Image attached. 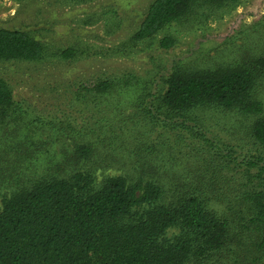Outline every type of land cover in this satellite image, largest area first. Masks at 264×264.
Segmentation results:
<instances>
[{
  "label": "trees",
  "instance_id": "16d2710c",
  "mask_svg": "<svg viewBox=\"0 0 264 264\" xmlns=\"http://www.w3.org/2000/svg\"><path fill=\"white\" fill-rule=\"evenodd\" d=\"M237 1L155 0L134 39ZM44 52L0 29V61ZM119 87L96 83L89 122H61L71 146L45 161L46 142L11 136L26 114L0 79V264H264V55L177 66L157 93L123 86L126 106Z\"/></svg>",
  "mask_w": 264,
  "mask_h": 264
},
{
  "label": "rangeland",
  "instance_id": "374dc122",
  "mask_svg": "<svg viewBox=\"0 0 264 264\" xmlns=\"http://www.w3.org/2000/svg\"><path fill=\"white\" fill-rule=\"evenodd\" d=\"M154 1L0 2V29L27 32L45 49L44 56L36 61H0V79L9 84L16 105L26 114L17 123L22 127L20 132L16 136L9 132L15 141L25 135L42 140L46 142L45 161L48 157L58 160L62 149L71 146L63 138L67 132L60 123L76 128L89 122V109L95 101L86 94L99 81L114 79L116 86H121L120 94L123 86L133 85L132 89L146 95L164 89L177 66L207 70L264 55V0H238L231 10L211 6L209 15L214 13L215 17L207 21L202 10L200 16L172 23L150 40L135 41ZM165 36L176 40L167 51L159 47ZM70 49L73 58H64L62 53ZM127 76L132 85L122 80ZM121 96L122 104L131 103L129 92ZM236 125L229 121L228 128ZM3 132L0 129V134Z\"/></svg>",
  "mask_w": 264,
  "mask_h": 264
}]
</instances>
